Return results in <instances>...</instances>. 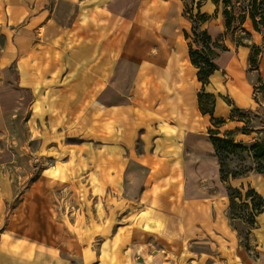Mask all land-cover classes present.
I'll return each instance as SVG.
<instances>
[{
	"label": "crops",
	"instance_id": "0c3cea01",
	"mask_svg": "<svg viewBox=\"0 0 264 264\" xmlns=\"http://www.w3.org/2000/svg\"><path fill=\"white\" fill-rule=\"evenodd\" d=\"M220 8L211 0L199 8L211 17L203 29L214 41L226 32ZM191 28L182 0H0V89L7 87L10 109L19 101L31 106L32 118L46 121V135L78 128L85 112L93 141L103 140L100 148L91 144V162L106 182L120 184L99 254L106 264H264V213L245 240L230 219L209 134L233 132L232 111L255 108L256 87L264 88V45L255 35L264 42V33L250 21L244 26L250 46L261 50L257 70L251 48L226 36L228 50L218 52V70L203 86L185 36ZM201 92L214 96L221 127L202 113ZM2 101L0 92V127ZM230 184L242 191L247 184L264 198V185L261 192L250 177ZM0 264L66 260L48 245L3 232Z\"/></svg>",
	"mask_w": 264,
	"mask_h": 264
},
{
	"label": "rangeland",
	"instance_id": "374dc122",
	"mask_svg": "<svg viewBox=\"0 0 264 264\" xmlns=\"http://www.w3.org/2000/svg\"><path fill=\"white\" fill-rule=\"evenodd\" d=\"M182 1L187 16L186 10L194 8L196 2ZM262 3L263 0L257 2L258 13L264 10ZM231 8L237 17L248 16L253 11V0H232ZM239 28L236 24L232 30L238 32ZM255 37L257 43L264 45L260 35ZM238 41L249 42L240 34ZM12 72L18 80L17 71L13 68ZM255 78L259 75L255 74ZM6 88L4 84L0 89L5 110L0 127V233L48 245L63 255L66 264H106L99 254L103 241L110 236L108 213L112 199L118 201L116 190L120 184L106 182L101 166L91 162V144L100 148L103 140L93 141L86 127L85 112L78 128L46 135L42 130L46 121L32 118L31 106L19 101L18 109L14 106L10 109L12 102L4 98ZM261 90L255 108L237 112L234 117L237 127L231 138L248 150L255 144L264 146V88ZM13 93L14 82L9 87V94ZM40 111L39 108L36 113ZM227 169L241 178H252L262 192L264 159H255L253 152L238 150L228 156ZM245 185L244 193L251 189ZM127 189L130 194L135 191L132 183ZM234 213L242 214L244 210L236 206ZM233 224L243 238L248 235L246 223L236 220ZM251 255L255 257L254 252Z\"/></svg>",
	"mask_w": 264,
	"mask_h": 264
},
{
	"label": "trees",
	"instance_id": "16d2710c",
	"mask_svg": "<svg viewBox=\"0 0 264 264\" xmlns=\"http://www.w3.org/2000/svg\"><path fill=\"white\" fill-rule=\"evenodd\" d=\"M204 1L206 0H199V2L196 3V8L198 9L196 13L194 12V8L186 10V15L192 23V28L191 34L185 32V36L187 39H191L189 44V55L192 64L198 70V80L203 84V86H206L209 84L211 75L218 70L214 61L218 56V52L228 50L224 44V37L226 36H230L237 46H247L251 48V55L249 59L250 66L252 70H257L259 65L258 57L260 56L261 50L255 45L250 46L249 43L239 42L238 34L245 36L246 40L249 41L251 33L246 31L244 28L248 21L251 22L254 32L259 34L264 33V10L261 13H258L257 2L259 0H253V11L248 16L241 15L240 17H237L231 8L232 0H211L217 7H221L220 9L224 18V26L226 29L225 36L220 37L216 41L211 38L207 30L203 29V25L211 18L207 14L199 12V8ZM262 5L264 7V0ZM236 24L240 27L238 32H234L235 30H232ZM256 89H261V86L256 87ZM198 97L202 113L211 115L212 125L215 128L221 127L224 121L214 117V96L201 92ZM237 112L242 111L234 109L232 111L233 119H235L234 117ZM231 133L232 132H228L223 137H220L218 136L219 132L217 130L211 129L209 132L216 157L219 161L221 180L227 185L230 202V219L233 221L240 220L246 223L249 227L253 228L256 225L257 216L264 213V198L253 188L244 193L242 190L231 186L230 181L241 178V175L227 169V159L230 154H234L238 150H243L253 152V157L255 159L262 160L264 159V146L255 144L248 150L245 145L236 143L235 140L231 138ZM236 206L243 208L244 213L235 214L234 212ZM245 240H248V236ZM245 248L251 252V246L248 242L245 243Z\"/></svg>",
	"mask_w": 264,
	"mask_h": 264
}]
</instances>
